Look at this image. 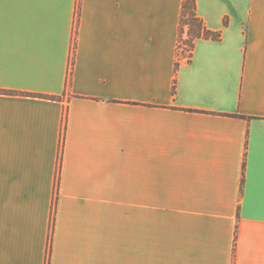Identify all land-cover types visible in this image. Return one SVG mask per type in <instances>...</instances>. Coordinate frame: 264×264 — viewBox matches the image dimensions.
I'll use <instances>...</instances> for the list:
<instances>
[{"label": "crops", "instance_id": "0c3cea01", "mask_svg": "<svg viewBox=\"0 0 264 264\" xmlns=\"http://www.w3.org/2000/svg\"><path fill=\"white\" fill-rule=\"evenodd\" d=\"M182 4L0 0V264H264V0Z\"/></svg>", "mask_w": 264, "mask_h": 264}, {"label": "trees", "instance_id": "16d2710c", "mask_svg": "<svg viewBox=\"0 0 264 264\" xmlns=\"http://www.w3.org/2000/svg\"><path fill=\"white\" fill-rule=\"evenodd\" d=\"M78 17H79V9L77 8L76 10V20L77 21H78ZM185 26L188 27V30H187L188 37L183 40V43L187 46L188 55L192 53V50L195 45V41L198 38H201V37L213 38V39L220 38V33L217 31H212L208 29L203 19L197 14L196 0H183L181 16H180L179 40H181L182 39L181 37H183L182 34L184 33ZM75 46H76V42H75V39H73L72 51L75 50ZM71 72H72L71 67H69V76H68L67 84L70 83ZM42 96H45V95H42Z\"/></svg>", "mask_w": 264, "mask_h": 264}, {"label": "rangeland", "instance_id": "374dc122", "mask_svg": "<svg viewBox=\"0 0 264 264\" xmlns=\"http://www.w3.org/2000/svg\"><path fill=\"white\" fill-rule=\"evenodd\" d=\"M188 27L185 26L184 33L182 34V39L179 40L178 46H177V55L179 58L186 57L188 55L187 46L183 43V40L188 37L187 34Z\"/></svg>", "mask_w": 264, "mask_h": 264}]
</instances>
